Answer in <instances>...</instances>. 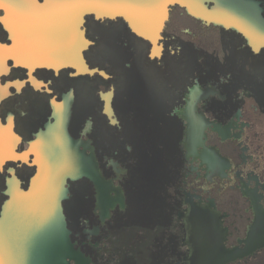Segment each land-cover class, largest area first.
<instances>
[{"label":"flooded vegetation","instance_id":"flooded-vegetation-1","mask_svg":"<svg viewBox=\"0 0 264 264\" xmlns=\"http://www.w3.org/2000/svg\"><path fill=\"white\" fill-rule=\"evenodd\" d=\"M196 8L225 25L172 4L155 45L90 15L94 74L11 69L18 170L33 175L31 142L64 106L96 165L67 184V264H264V44L238 30L264 29V0Z\"/></svg>","mask_w":264,"mask_h":264},{"label":"water","instance_id":"water-1","mask_svg":"<svg viewBox=\"0 0 264 264\" xmlns=\"http://www.w3.org/2000/svg\"><path fill=\"white\" fill-rule=\"evenodd\" d=\"M5 1L7 3V0ZM12 1L8 0V3L14 4L13 6L17 4L18 10L21 6L23 9L28 6L27 4L22 5L25 1L39 3L38 0H25L22 3L18 0ZM197 1L68 0L65 3L57 2L59 4L54 2L63 8L66 6L71 18V34L74 39H79L81 44L79 47L77 45L72 46L74 48L70 47V54L76 56L69 55L71 59L58 67L41 63L28 70L33 73L39 68L52 69L56 72L63 69H75V76L94 74L95 71L88 70L85 52L89 49L90 42L85 36V31L82 30L86 17L90 15L97 19L121 17L138 36L155 45L167 17L168 7L172 4H180L187 8L191 14L206 22L225 25L222 20L212 17L208 12L198 11ZM7 10L0 7L2 17L6 16ZM2 23L9 32L10 43L5 45L0 43V64L5 67L13 64L16 68H25L18 65L17 60L9 54L16 45L15 38L8 26L3 21ZM238 30L243 31L250 39L256 37L260 44H264V29L254 31L249 27H238ZM76 57H78L77 61L82 64L80 70L78 69L79 64L75 61ZM64 115L66 122H54L52 130L50 129L55 131L54 136L60 138L66 153L59 160L64 165L59 166L55 164V161H50L48 169L35 170L26 187L16 177L18 185L15 192L9 190V187L5 188L6 198L0 207V264H67V259L74 255L63 205L68 194L67 184L69 180L93 176L96 165L89 155L80 152L78 144L68 133L71 115L68 107ZM37 141L38 139L31 142V145H35ZM34 147L36 148V145ZM15 149L16 147L13 149L12 161H16L20 157Z\"/></svg>","mask_w":264,"mask_h":264},{"label":"bare ground","instance_id":"bare-ground-1","mask_svg":"<svg viewBox=\"0 0 264 264\" xmlns=\"http://www.w3.org/2000/svg\"><path fill=\"white\" fill-rule=\"evenodd\" d=\"M22 1L25 0H18V2L21 3ZM61 1L65 3L68 0H46L42 5L34 1H25L22 5L27 4L28 6L24 9L21 6L18 10L17 4L13 6L14 4L8 3V0L7 3H5V0H0V7L8 9L6 11V16L1 17L2 21L13 32L14 41L16 43L14 49L10 51L9 54L17 60V64L21 67L30 69L41 63L58 67L67 62L68 59H71L70 56H76L70 54L69 48L76 45L79 47L81 41L77 38H73L74 36L71 34V18L68 10L66 6L63 8V6L57 5L59 4L57 2ZM13 11L15 12L13 13ZM21 13L23 14L21 15ZM77 37L79 38V36ZM77 60L78 57H76L75 61L79 64L78 69L80 70L82 64ZM71 62L73 63V61ZM8 68V66L5 67V65L0 64V74L5 73ZM5 95L6 91L4 89V93L1 97ZM66 110L67 106L55 108L56 122H66V117L64 115ZM52 127L53 125L49 126L48 130L38 135V141L35 144L36 148L34 147L35 145L32 146L31 154H35L36 156L34 160L35 170L39 169V171H42L45 168L48 169L50 165L48 162L50 161H55V164L59 166L64 165L61 161L59 162V160L62 159L66 153L64 152L60 138L54 136L55 131H51ZM16 142L17 140L11 127L5 129L2 128L0 124L1 170L3 166L8 163H15L18 161L28 162L29 154H19V159L12 161L14 156L13 149L16 146ZM10 173L11 176L6 180V188L9 187V190L11 189L15 192L18 185L16 177L18 176H16L14 172Z\"/></svg>","mask_w":264,"mask_h":264},{"label":"rangeland","instance_id":"rangeland-1","mask_svg":"<svg viewBox=\"0 0 264 264\" xmlns=\"http://www.w3.org/2000/svg\"><path fill=\"white\" fill-rule=\"evenodd\" d=\"M2 15L3 14L0 12V43L5 45V44L10 43V40H9L10 36H9L8 30L4 27V25L1 21ZM84 25H85V23H84ZM84 25L82 26L83 31H85ZM2 30L6 32V36L4 34L2 36V33H1ZM85 36H86V31H85ZM86 38H87V36H86ZM87 40H89V39L87 38ZM8 67H9L8 70L5 73H1V75H0V88H4L6 91V95L0 98V124H1V127L5 128V129H8L9 127H11L12 132L14 133V136L16 137V140H17V142L15 144L16 145L15 151L17 154H19L20 152L18 151V147L20 144L19 143L20 138H19V135L17 134V131L15 130L16 129L15 128V122H9V121L12 118L15 119L16 110L17 109L20 110L18 107H16L15 90L17 88H19V86L22 84H20L19 81L12 80V77L9 76L11 69L16 68V67H14L13 64H9ZM32 74L33 73H30V75H32ZM31 83H33V82L31 81ZM39 84L41 86L43 83H39ZM29 113H31L34 116V114L37 113V111H29ZM8 168H9V171L7 173L5 172L6 174L2 172V170L4 169V166H3L2 170L0 169V178H1L0 179V207L6 198L5 197L6 180L11 176L10 172H14L16 176L18 175L19 179L22 181V183L24 185H25V183L28 184V180H29V178L26 176V172H24L23 170H21V171L18 170V166L16 163H10L8 165ZM3 171H5V169ZM3 176H5V177H3Z\"/></svg>","mask_w":264,"mask_h":264},{"label":"crops","instance_id":"crops-1","mask_svg":"<svg viewBox=\"0 0 264 264\" xmlns=\"http://www.w3.org/2000/svg\"><path fill=\"white\" fill-rule=\"evenodd\" d=\"M31 149H32V145H31Z\"/></svg>","mask_w":264,"mask_h":264}]
</instances>
